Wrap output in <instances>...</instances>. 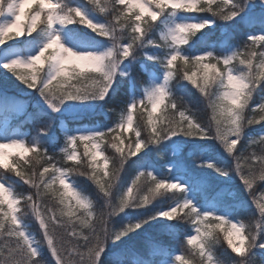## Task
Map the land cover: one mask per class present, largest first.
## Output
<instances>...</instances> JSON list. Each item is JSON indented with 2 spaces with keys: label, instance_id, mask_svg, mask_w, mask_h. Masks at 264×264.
Returning <instances> with one entry per match:
<instances>
[{
  "label": "snow or ice",
  "instance_id": "6c2138e0",
  "mask_svg": "<svg viewBox=\"0 0 264 264\" xmlns=\"http://www.w3.org/2000/svg\"><path fill=\"white\" fill-rule=\"evenodd\" d=\"M97 11L111 18L95 19L93 13ZM191 13L210 15H187ZM0 18V69L7 70L0 74L16 75L28 89H36L47 106L57 113L69 102H107L106 98L114 95L124 82L134 90L132 73L139 58L138 50L146 45L158 50V54H145L146 60L139 64L145 76L143 96L137 99L133 94L127 100L115 127L97 126L79 131V135L66 134L65 159L90 168L91 178L103 193L105 199L98 213L89 196L70 182L69 174L79 171L78 167H57L40 139L27 141L21 136H7L0 128V140L7 141L0 143V168L15 171L23 184L34 189L27 194L17 192L0 176V237H3L0 264H42L43 241L55 264H123L119 259H109L113 250L126 248L130 234H139L138 230L158 218H166L169 229L176 228L185 218L190 220L194 234L189 231L176 234V238L191 246L192 255L199 257L198 264H257L258 253L264 255V203L256 201L260 219L254 224L246 225L240 220L232 223L226 219L235 210L229 202V193L220 189V194L211 200L205 198L203 194L210 187L208 178L197 175L183 161L166 162L170 173L173 169L178 173L169 177L139 170L116 203L112 190L131 157H137L144 148L149 152L171 149L172 156L177 157L183 150L181 137L218 141L236 161L234 169L227 160L204 161L201 168L213 169L226 181L238 173L249 190L256 181L264 182V154L248 152L257 141L249 140L246 132L249 126L264 123V102L258 106L252 104L253 93L258 89L264 93V0H111L110 4H101L100 0H88V4H76L73 0H0ZM218 20L242 23L251 31L245 33L238 46L221 42L219 52L211 45L194 51L193 37L216 25ZM74 25L85 26L96 36L107 39L80 37L71 27ZM157 31L158 38H153ZM10 40L15 44H9ZM23 45L38 47V51L24 53L22 57L13 49ZM177 61L183 66L181 79L199 89L212 109L214 125L211 121L198 122L183 104L178 106L173 88L179 86V81L176 85L172 83L177 78ZM149 62L160 67L153 70ZM20 68L27 69L28 74L19 73ZM74 80L77 84L72 83ZM141 108L146 117L133 129L135 113ZM158 113L168 115L161 120ZM50 128L51 125L44 126L38 137L49 135ZM133 130L134 139L125 151L123 134ZM142 131H146L144 137ZM106 137H111V148L118 154L111 176L109 157L101 146ZM259 142L264 144V135ZM78 143L83 144V152L77 151ZM195 144L194 140V150L190 153L193 157H197ZM28 153L36 154L35 163L42 170L33 167L22 172L12 162L14 156L23 160ZM147 156L145 152L131 162L139 169H148L152 164ZM241 160L245 161L246 171ZM141 178L148 182L146 189L140 187ZM162 189L174 190L177 195L168 210L129 220L118 230L111 226V218L121 213L127 215L126 209L147 210ZM47 195L56 197L58 210L40 202ZM27 208L39 221L42 241L34 239L24 223ZM225 224L230 228L225 229ZM216 229L224 233L223 239L238 258L214 259L213 249L220 243V237L214 234ZM175 260L190 264L182 255Z\"/></svg>",
  "mask_w": 264,
  "mask_h": 264
},
{
  "label": "trees",
  "instance_id": "16d2710c",
  "mask_svg": "<svg viewBox=\"0 0 264 264\" xmlns=\"http://www.w3.org/2000/svg\"><path fill=\"white\" fill-rule=\"evenodd\" d=\"M74 3L88 4V0H73ZM101 4L111 3V0H100ZM89 7H92L90 4ZM101 16L103 19H110L104 13H93ZM191 16H204L210 15L206 13H191L187 14ZM82 34L88 36H96L91 33L85 26L74 25L71 26ZM251 31L246 28L242 23L230 22L218 20L217 24L201 30L196 34L193 39L196 40L194 51H202L208 48L210 45L214 46V50L219 52L222 50L221 42L223 44H231L238 46L242 39L245 37V33ZM159 32H155L153 38H158ZM15 42V41H14ZM191 43V41H190ZM24 46V45H23ZM26 46V45H25ZM181 47H187L181 46ZM139 58L137 65L134 67L132 73L135 82V89L131 90L127 82L122 83L119 86V90L114 94L106 98L107 102L100 101L99 105L91 113L82 115H56L51 111H48L42 107V104L35 103L36 97H32L29 94L27 86L20 81L16 75L8 73L7 76L0 74V117L7 112L13 113L12 124H20L24 131L29 135H38L40 130L46 126L51 125L50 133L47 136L41 135L38 139L41 140L43 146L47 149L48 155L53 157L52 162L56 165L66 167H78L79 171L70 173V177L77 184L79 190L88 195L93 201L94 210L97 213L100 210L101 205L104 203L103 193L99 191L95 181L91 178V169L86 168L83 165L77 166L74 161H67L63 152L66 146V134L68 132L75 133L80 128L86 127H103L105 129L109 127H115V124L119 118V113L123 110V107L128 99H131L134 94L137 96L143 91V81L145 76L141 73L139 64L146 60V55L158 54V50L151 45H146L144 48L139 49ZM153 65V70L160 66L155 62H149ZM194 70V69H193ZM0 71L7 72V70L0 69ZM21 74H28L27 69L20 68L17 70ZM183 72V66L181 61H177V78L172 83L179 86L173 88V94L178 99V106L183 104L194 114L196 120L202 124H208L211 121L212 109L207 106L206 100L203 94L200 93L194 85L189 81L181 79ZM73 84H77V81H72ZM84 83H91L85 81ZM82 86V85H81ZM37 90L35 89L36 92ZM182 97L181 101L179 98ZM21 100L23 104L21 103ZM20 102V107H15V104ZM264 102V93H261L259 89L253 93V106H258ZM251 113H246L250 115ZM161 120H164L168 113H158ZM178 115V114H177ZM146 117V113L143 109H139L135 113V123L133 129L136 128V124L140 123ZM259 118V116H257ZM63 121V123H62ZM166 122V121H165ZM214 125V121H211ZM249 140H256L257 143L248 149V152L256 151L257 154H264V144L259 142L260 136L264 135V123L252 125L246 128ZM142 137L146 135V131H142ZM124 136L125 151H127V145L130 140L134 139L135 133L129 131ZM184 142L183 150L177 157H173L171 149H165L157 152L155 150L150 151L147 148L141 150L137 154V157H131L130 162L125 165L124 171L119 173V179L116 180L113 188V203L118 201V197L123 191H126L127 187L131 186V182L135 179L139 170L153 171L154 174L161 177H169L171 174L176 173L175 169L170 173L168 161H183L189 169L194 171L197 175H204L208 178L210 187L203 194L205 198L211 200L214 196L219 195L218 190L224 189L229 193V202L234 205V212L232 216L239 218L246 225H252L260 219L259 209L256 201L259 200V195L264 193V182L256 181L253 188L249 190L243 185V181L239 178L238 173L232 175L231 180H225V178L219 176L213 169H209L206 166L201 168L202 162H217L227 160L231 168H235L236 161L232 160L229 155H226L220 148V143L213 140H199L194 137H181L179 138ZM111 137H106L105 142L101 145L105 149V156L109 157V173L110 176L114 171V158H118V154L111 148L109 141ZM196 141L195 151L197 157H193L190 153L194 150L193 141ZM243 143V141L241 142ZM153 149L155 145L151 146ZM237 147H240L238 144ZM84 146L82 143L77 144V151L83 152ZM145 152H148L146 159L151 161L152 167L148 169H139L137 164L131 161H136L139 156H143ZM37 160L35 153L27 154L23 160L19 156H14V163L17 164V168L22 172H27L29 168H37L42 170L40 164L35 163ZM241 165L245 167V161H240ZM46 166V165H45ZM223 166V164H221ZM0 176L4 177L8 183L13 185V188L17 192H33L34 189L27 184H23L20 178L15 175V171L6 170L0 168ZM227 185V187H225ZM146 178H141L140 187L146 189L148 187ZM59 187V185H57ZM134 194L136 189L133 190ZM253 195L255 199H253ZM177 195L174 194V190H161V194L158 195L146 209H126L127 215L121 213L119 216L111 218V226L118 230L121 225H126L129 220L135 221L138 217L145 214H152L160 211L161 209H167L169 205L175 202ZM42 204H46L48 207H53L55 210L59 209L56 197L53 195H47L40 201ZM23 207V204L21 205ZM44 211L43 207L41 209ZM187 211V210H185ZM24 223L28 225V228L33 232L37 241H42L43 230L39 225V221L32 214L31 209H24ZM166 218H158L156 221H151L148 225L143 226L142 230H138L139 234H130L131 239L127 241V246L123 250L114 249L110 254V260L119 259L123 261V264H159L164 260L175 258L176 256H184V258L190 261V264H198L199 257L192 255L191 246L181 243L176 238V234H184L192 231L193 225L188 218L181 220L176 228L169 229L165 224ZM10 223V222H9ZM168 223L175 224V221ZM215 235L220 237V243L213 249L214 255L217 260L230 261L236 257V254L232 253V250L228 247L227 242L223 239L224 233L220 229L215 230ZM247 234V232H246ZM3 241V237H0V242ZM227 249V251H225ZM41 254L43 256L42 264H55V258L51 257L50 250L47 248L46 241L42 242ZM257 264H264V255L258 253L255 258Z\"/></svg>",
  "mask_w": 264,
  "mask_h": 264
},
{
  "label": "rangeland",
  "instance_id": "374dc122",
  "mask_svg": "<svg viewBox=\"0 0 264 264\" xmlns=\"http://www.w3.org/2000/svg\"><path fill=\"white\" fill-rule=\"evenodd\" d=\"M80 4H82V3H80ZM257 12H259V9H257ZM93 16H94L95 19H102L98 15H93ZM0 19H2V18H0ZM76 34L78 36H80V37L93 39L95 41H100V40L102 41V40L107 39V38H94V37L91 38L90 36H87V35L82 34L80 32L79 33L76 32ZM8 43L9 44H15L14 40H10V41H8ZM13 50L16 53H19L23 57V54L24 53H28L29 55L30 54H34L35 51H38V47H33V46H30V45H26L25 47L24 46H16ZM33 91H35V89L29 90L28 93L31 94L32 97H36L38 99V101L42 104V106H43L44 109H46L48 111H52L47 106V104L44 101L43 97H41L39 95L38 91H36V92H33ZM142 96H143V92H142V94L140 96H138L136 98L139 99ZM21 103H22V101H21ZM21 103L20 102H17L15 104V107H19L21 105ZM99 103H100V101L99 102H94V101L75 102L74 104L72 102H69V104H66L65 107H64V109H62L58 114H74V115H76V114L89 113V112L94 111L95 108L99 105ZM55 113H57V112H55ZM10 119H11V116H10L9 113L4 114L3 117L0 118V128L3 129L5 135H7V136H21V137L25 138L27 141H31V140L35 141V140H37L39 138L38 135H29V134H27L18 125H13V126L10 127L9 124H8V122L10 121ZM62 123H63V121H62ZM93 129H95V127L80 128V129H78L75 132V134L79 135L80 134L79 131H89V130H93ZM128 132L129 131H126L124 134H126ZM3 142H7V141L0 140V143H3ZM220 148L224 152L223 146L221 144H220ZM224 153L226 155H228L226 152H224ZM12 162H14V157L12 158ZM57 167H60V166L57 165ZM70 182L74 183L73 180L71 179V177H70ZM259 198H260V202L264 203V193H262L261 195H259ZM164 210H168V208L167 209H164ZM226 219H231V222L232 223H236L237 222V219L235 217H233V216L227 217ZM217 223H219V221H217ZM224 228L225 229H228V228H230V225L229 224H225L224 225ZM191 232H193V234H194V226H193V229H192ZM33 237H34V235H33ZM34 239H35V237H34ZM214 259L217 260V258H216L215 255H214ZM167 261H169V264H171V261L173 262V264H180V262L178 260H175V258H171L169 260H165L164 262H167Z\"/></svg>",
  "mask_w": 264,
  "mask_h": 264
}]
</instances>
